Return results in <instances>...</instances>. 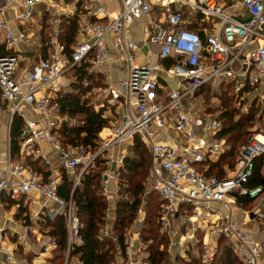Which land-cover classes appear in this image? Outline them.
I'll return each mask as SVG.
<instances>
[{
	"label": "built area",
	"instance_id": "obj_1",
	"mask_svg": "<svg viewBox=\"0 0 264 264\" xmlns=\"http://www.w3.org/2000/svg\"><path fill=\"white\" fill-rule=\"evenodd\" d=\"M51 8L59 9L60 14L51 22L55 27L46 50L29 69H21L19 48L32 38L28 26L37 14L42 16ZM7 12H14L12 19L6 18ZM61 16L77 19L79 26L70 56L60 40ZM139 19L145 20L147 42L160 48L155 61L141 60L137 54L140 46L130 27ZM192 22L203 26L204 38L192 29ZM109 41L117 53L116 61L129 68L127 76L118 82L110 71L113 60ZM0 44L8 50L0 53V96L7 102L10 122L16 115L25 117L27 108L40 118L25 120L20 137L21 162L11 160L9 154L7 165L0 168V196L18 202L37 194L45 202H55L56 208L44 209L36 216L45 222L64 218L67 258L63 264H69L73 246L82 243L83 224L74 192L99 160L103 161L102 192L108 204L105 222L113 223L111 229L102 231V237L117 238V216L111 215V206L116 208L118 203L119 170L136 136L152 156L149 188L143 196L154 192L162 202L158 223L161 233L169 237L170 264L191 262L192 255L198 254L203 263L210 264L219 255L223 238L241 264H264V240L253 239L233 211L238 197L256 201L264 195V185L249 186L255 161L264 155V131L252 135L238 151L232 174L218 176L210 169L211 161L227 152L225 141L217 138L223 123L215 115L186 106L199 89L212 85L217 89L232 88L243 112H248L252 104L264 110V0H73L69 4L0 0ZM84 62L89 63L91 71L102 75L104 85L95 89L97 93L107 104L122 110L118 120L102 129L98 148L93 152L62 145L57 131L65 117L53 95L64 75ZM169 79L176 85L160 94L164 89L162 81ZM3 120L0 104V127ZM166 132L172 134L170 139L162 138ZM209 136L214 137L211 142ZM43 143L60 152L61 168L55 167L43 152ZM124 143L129 146L126 152L115 157V149ZM64 175L71 182L69 199L60 192ZM114 180L118 183L112 188ZM219 206H225L226 211L222 213ZM181 208L190 210L200 222L192 232L174 226ZM250 211L249 218L264 221V210ZM138 224L136 221L126 234L128 264H144L130 263L132 256L146 247L141 235H134ZM198 230L204 238L201 244L197 240V251L193 242ZM28 239L42 241L43 253L57 246L55 238H39L31 230L19 236L18 243L26 246ZM0 250L6 255L1 264H19L12 251L4 247Z\"/></svg>",
	"mask_w": 264,
	"mask_h": 264
},
{
	"label": "trees",
	"instance_id": "obj_2",
	"mask_svg": "<svg viewBox=\"0 0 264 264\" xmlns=\"http://www.w3.org/2000/svg\"><path fill=\"white\" fill-rule=\"evenodd\" d=\"M61 20L62 33L60 38L66 46L67 55L70 56L77 42L79 26L77 19L61 16ZM191 26L204 38L202 25L192 22ZM5 50V46H0V53H6L7 50ZM43 50L46 48L44 47ZM167 65H171V61H167ZM89 66L88 62H84L81 66L73 68L76 81L72 84L71 92L57 93L55 101L59 105L60 113L65 117L62 127L57 131L62 145L65 148H83L86 152H93L98 148L100 132L111 123L112 117L106 114L108 104L99 103L97 105L98 103L92 102L91 91L102 87L104 81L102 78H97ZM85 82L90 84L86 86ZM212 87V85H205L198 90L194 98L197 99V95L206 93ZM223 90L228 91L230 97L222 98L226 100L222 101V109L217 117L223 123V128L218 133L217 138H226L230 149L225 152L226 154H222L223 156L219 159L211 161L210 171L218 176L224 174L223 165L225 163H229L231 168L235 166L238 151L249 140V123L254 120L258 113L260 116L264 115V110L262 111L261 108L252 104L248 112H244L245 114L236 119L237 109L230 107V104L236 101L234 92L232 88H224ZM105 102L107 103L106 100ZM24 125V118L16 115L11 128V152L13 155L20 151V137ZM130 151L131 153L126 156L124 165L119 171L120 197L117 203V220L114 231L116 239L111 236L100 237L101 225L105 221L108 206L101 185L103 161L99 160L97 167L85 174L81 185L74 192V201L79 208L78 214L83 227L81 229L82 243L73 246L72 254L79 256L82 264H115L117 253L124 257L121 264H127L126 247L128 239L126 234L138 220L142 208L145 209L146 213L141 229V238L146 246L143 249L144 264H170L167 251L169 237L161 233L158 223L162 202L154 192H150L146 197L143 196L148 187V174L152 166L151 153L139 136L135 137ZM263 165L264 155L255 161L253 174L249 180L250 187L264 185V176L261 173ZM70 190L71 182L69 177L64 175V183L60 187V192L63 197L69 199ZM155 200L158 201L157 204L153 202ZM238 202L248 206L252 201L249 198L238 197ZM49 225L53 236H56L59 241L58 264H62L67 249L64 218H58ZM219 250V255L210 264H241L233 253L230 244L224 238L219 243ZM180 261L183 264H205L199 254L194 256L191 262Z\"/></svg>",
	"mask_w": 264,
	"mask_h": 264
},
{
	"label": "crops",
	"instance_id": "obj_3",
	"mask_svg": "<svg viewBox=\"0 0 264 264\" xmlns=\"http://www.w3.org/2000/svg\"><path fill=\"white\" fill-rule=\"evenodd\" d=\"M114 8V7H113ZM14 12H7L6 18L12 19ZM57 16H55L56 18ZM36 18V17H35ZM34 20V19H33ZM33 20L32 23L28 26V31L31 33L32 38L31 40L21 45L20 54L22 55V61H21V69H29L33 64L39 61L38 56L39 54L37 52V42L33 40V37L35 33L32 31L33 28ZM62 21V20H61ZM53 22V21H52ZM50 24V23H49ZM62 25V24H61ZM60 25V27H61ZM144 25L145 20L139 19L136 20L130 27V32L132 33L133 39L139 43V51L137 52L139 58L141 60H145L146 58H149L150 60L155 61L157 59V54L159 52V46L156 44H152L150 42H147V37L144 34ZM52 27H55L54 23H51ZM19 27V26H18ZM111 43L109 41V47H110V53H111V59L113 60V63L110 67L111 75L114 81L118 82L119 80L124 79L128 74V66L126 64H122L120 62H117V53L111 48ZM0 46L4 47L3 44H0ZM7 50V49H6ZM5 50V51H6ZM8 51V50H7ZM36 54V55H35ZM96 74L97 78H102V75L100 73H97V71H92ZM76 81V77L73 74V70L67 72L64 77L62 78L61 82L59 83V89L56 93L53 95H57V93L60 92L61 88L64 85L71 86L73 82ZM65 83V84H64ZM170 85L175 86L176 81L169 79L168 81H162V87L164 89H160V94H163L164 92L168 91V88ZM65 87V86H64ZM262 90H264V87H261ZM95 90V89H94ZM95 91H92L90 93L91 97L93 98V94ZM99 99H101V95H97ZM100 101V100H98ZM97 105H99V102H95ZM189 100L186 103V106L188 109L194 111L197 109H192L188 105ZM0 104L3 106L4 110V120L2 123V126L0 127V168H4L7 165L9 154L11 155V160L13 161H20L19 153L16 155H13L11 152V128H12V122H10V111L7 106V102L2 99L0 96ZM198 112V111H197ZM111 114L113 117L117 118L118 120L121 117L122 110L117 105H109L108 104V114ZM109 114V115H110ZM9 116V117H8ZM24 121L26 118L31 119H39V116L37 113L32 110L31 108H27ZM113 119V118H112ZM115 120V121H116ZM114 121H111V123ZM24 128V127H23ZM23 130V129H22ZM167 133V132H166ZM170 139L172 134L167 133L166 135H163L162 138ZM214 139L213 136H209L208 140L211 142ZM226 143V150L228 151L230 149L229 144L227 142L226 138H221ZM128 143H124L120 145L117 149H115L113 155L115 157H118L121 155V153H125L128 148ZM41 149L43 152L48 155V157L53 161V164L55 167L61 168L62 167V157L60 155V152L57 151V149L49 144V143H43L41 144ZM131 150V148H130ZM226 152V151H225ZM222 153L223 155L226 153ZM131 151L129 152V154ZM216 157L215 160L219 159V157L223 155ZM231 165L229 163H225L223 165V173L222 175H230L232 174L233 168L230 167ZM40 170H44V168L37 166ZM121 169V168H120ZM120 171V170H119ZM261 173L264 176V165L261 169ZM216 174V173H215ZM118 181H113L111 187L114 188L117 185ZM101 185H102V179H101ZM252 202L248 206H244L243 203H239L238 200L233 206V211L236 219L240 222V224L249 231L250 235L253 239L262 241L264 240V221L257 218H249L247 213L250 210H256L261 209L264 210V195L259 200H251ZM57 205L55 202H45V200L38 196L37 194H32L27 197H23L20 201L15 202L12 201L8 196L2 195L0 196V231H3V240L0 243V248L4 247L7 250H10L14 253L17 261L19 264H29L31 262H36L38 264H58L59 258H58V239L56 236H53L51 226L49 225L51 222L48 221H42L36 216V213L44 210V209H51L56 208ZM221 207V206H219ZM226 211L225 206L221 207V212L224 213ZM117 212V205L116 208L114 205L111 206V215L113 216ZM251 212V211H250ZM145 209L142 208L140 212V217L138 219V226L134 229V235H141V229L143 226V222L145 219ZM62 217V216H61ZM60 217V218H61ZM174 226H177L179 229H182L186 232H192V229L197 227L199 225V220H197L195 217H192V212L188 209L181 208L179 211L178 216L175 219ZM111 222L104 221L101 225L100 229V237H102V231H104L105 228H112ZM26 230H31L36 234V236L40 238V236L48 235L49 237L55 238L57 240V246L50 248L47 252H42V241L37 240H30L28 239L27 245L22 246L18 243V237L21 235H24ZM196 240L193 242V246L197 244V240L202 243V240L204 238V234L201 230H198L196 232ZM197 250V245H196ZM198 251V250H197ZM67 249L65 251V256L63 258V263H65V260L67 258L66 256ZM57 256V257H56ZM197 256V255H192ZM115 264H121L124 260V257L120 255V253H117L115 255ZM6 259V255L3 251L0 250V264ZM118 259H122V262H119ZM144 261V251L136 252L132 259H130V263H141ZM69 264H82L80 261L79 256H76L74 254L71 255L69 259ZM128 264V263H127ZM177 264V263H176Z\"/></svg>",
	"mask_w": 264,
	"mask_h": 264
},
{
	"label": "rangeland",
	"instance_id": "obj_4",
	"mask_svg": "<svg viewBox=\"0 0 264 264\" xmlns=\"http://www.w3.org/2000/svg\"><path fill=\"white\" fill-rule=\"evenodd\" d=\"M61 1L66 3V4H69L73 0H55L56 3H59ZM55 2L53 0V3H55ZM44 8H46V6L42 7V9H44ZM59 12H60L59 9L51 8V10L49 12H44L42 14V16L37 14L36 18H34V20H33L34 23H33L32 29H34V30H32V31L35 33L33 40L36 41L38 44L37 52H36V54L37 53L39 54L38 59L41 58V53H44L43 51H45V50H43V49L46 45V42H47V40H49L50 35L54 30V27H52L51 24H49V23H51L55 19V16H59V14H60ZM60 29H61V27H60ZM61 31H62V29H61ZM60 40H61V38H60ZM64 86L61 88V90L59 92L60 94L71 92L72 85L71 86L64 85ZM213 87L211 90L207 91L206 93H204L202 95H197V99H195V98L190 99L189 103H188L190 108L197 109V110H194L195 112L196 111H198L200 113L205 112L206 114H212L215 116L220 115V111L222 109V105H221L222 101L226 100V99H222V98L230 97V94L228 91H224L223 89H217V88H215V87L213 88ZM93 95L94 96L92 98V102L97 101L102 105L107 104L102 97H101V99H99L97 97V95H98L97 90H95ZM98 100H100V101H98ZM230 107L237 109L236 110V116H237L236 119L240 118V116L242 114H245L236 101H235V103L232 102L230 104ZM109 114H108V116L112 117L113 118L112 121L115 122V120L118 117L115 118L111 114L110 115ZM248 130L250 132L249 138L254 134L263 132L264 131V115L260 116V113H258V115L255 116L254 120L249 123ZM150 171H151V169H150ZM149 174H150V172H149ZM148 179H149V176H148ZM147 186H148L147 187V189H148L149 188V181L147 182ZM153 202H156V200ZM157 202H156V204H157ZM139 217H140V214H139ZM138 220H140V219H138ZM118 261L122 262V259H118ZM127 261L128 260H126V263H127ZM177 264H183V262L179 261V262H177Z\"/></svg>",
	"mask_w": 264,
	"mask_h": 264
},
{
	"label": "water",
	"instance_id": "obj_5",
	"mask_svg": "<svg viewBox=\"0 0 264 264\" xmlns=\"http://www.w3.org/2000/svg\"><path fill=\"white\" fill-rule=\"evenodd\" d=\"M155 2V0H153Z\"/></svg>",
	"mask_w": 264,
	"mask_h": 264
},
{
	"label": "flooded vegetation",
	"instance_id": "obj_6",
	"mask_svg": "<svg viewBox=\"0 0 264 264\" xmlns=\"http://www.w3.org/2000/svg\"><path fill=\"white\" fill-rule=\"evenodd\" d=\"M254 105V104H253Z\"/></svg>",
	"mask_w": 264,
	"mask_h": 264
}]
</instances>
